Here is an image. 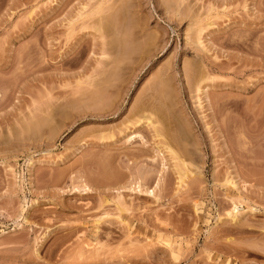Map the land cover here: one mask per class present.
<instances>
[{"label": "rangeland", "instance_id": "1", "mask_svg": "<svg viewBox=\"0 0 264 264\" xmlns=\"http://www.w3.org/2000/svg\"><path fill=\"white\" fill-rule=\"evenodd\" d=\"M97 1L0 0V264H264V0H109L105 37ZM149 107L204 184L130 124Z\"/></svg>", "mask_w": 264, "mask_h": 264}, {"label": "bare ground", "instance_id": "2", "mask_svg": "<svg viewBox=\"0 0 264 264\" xmlns=\"http://www.w3.org/2000/svg\"><path fill=\"white\" fill-rule=\"evenodd\" d=\"M108 2L110 3V1L109 0H99V2L97 1V4H95V5H97V6H95V8L93 9V10H96V11H94V16L95 15H98V14H100L99 16H97V22H96V20H93V21H95L97 24H98V27H99V31H101V33H102V35H104L106 32H107V28H106V30L104 29L105 28V24H107L105 21H108L109 19H113V16L115 17V15L113 14L114 12H115V10L114 11H108V10H111L113 7H115V3L114 4H112V3H110V4H108ZM108 4V5H107ZM118 4V3H117ZM110 5V6H109ZM107 6V7H106ZM117 6V5H116ZM166 6H167V3H166ZM119 7V6H118ZM114 9V8H113ZM112 9V10H113ZM108 11V13H106V12ZM95 12H97L98 14H95ZM110 12V13H109ZM80 13V12H79ZM88 13V12H87ZM84 15V14H83ZM87 15V14H86ZM90 16V15H89ZM80 17V16H79ZM81 17H83V16H81ZM80 17V18H81ZM86 18V17H85ZM89 18V17H88ZM84 19V18H83ZM92 19V18H91ZM94 19V18H93ZM96 19V18H95ZM195 20V19H194ZM92 21V22H93ZM192 21V20H191ZM200 21V20H199ZM96 23H95V25H96ZM110 23H112V21L110 22ZM93 24H94V22H93ZM113 24H114V22H113ZM196 25V24H195ZM92 26V25H91ZM115 26H116V24H115ZM95 27V26H94ZM117 27V26H116ZM193 27V26H192ZM197 27V26H196ZM96 29V28H95ZM193 29V28H192ZM196 29V28H195ZM97 30V29H96ZM104 30L106 31V32H104ZM191 30V29H190ZM199 30V29H198ZM201 30H202V28H201ZM117 31H119V30H117ZM200 31V30H199ZM97 32H98V30H97ZM197 33V32H196ZM118 34V33H117ZM198 34H201V33H199L198 32ZM104 37H105V35H104ZM203 36H201L200 37V39H199V35H198V41H200L201 40V38H202ZM114 40V39H113ZM118 40V39H117ZM192 40V39H191ZM109 42V41H108ZM117 42V41H116ZM149 42H151V40L149 41ZM149 42H148V45H150L149 44ZM202 40L200 41V43H198V44H200V45H202ZM119 43H121V42H119ZM105 44V43H104ZM121 45H122V43H121ZM143 46V45H142ZM144 46H147V44L145 45L144 44ZM143 46V47H144ZM122 48H123V46H122ZM127 48V47H126ZM126 48H124V49H126ZM204 48V47H203ZM142 49V48H141ZM141 49H139V50H141ZM205 49V48H204ZM106 50V49H105ZM105 50H103L102 49V51L103 52H106ZM118 50V49H117ZM134 50V49H133ZM145 51V50H144ZM102 52V53H103ZM118 52H119V50H118ZM117 52V53H118ZM127 52V51H126ZM126 52H124V54L126 53ZM134 52V51H133ZM143 52V51H142ZM123 53V52H122ZM107 54H108V52H107ZM106 54V55H107ZM110 54V53H109ZM105 54L103 53V56H104ZM111 56V55H110ZM123 55H121V57H122ZM125 58V57H124ZM122 59V58H121ZM116 60V59H115ZM123 61V60H122ZM114 61H112V62H110V64L111 63H113ZM121 62V61H120ZM115 63V62H114ZM113 63V64H114ZM107 64V63H106ZM112 64V65H113ZM118 65V60H117V63H115V65ZM202 64V63H201ZM105 65V64H104ZM108 66V65H107ZM108 70V69H107ZM162 71V70H161ZM109 73V72H108ZM117 73V72H116ZM106 75V74H105ZM208 77H207V76ZM109 77H110V73H109ZM111 78V77H110ZM163 78V77H162ZM107 79V78H106ZM198 79V78H197ZM208 79H211L210 77H209V75L208 74H205V77L204 76H202V79L200 78V79H198V82H196V80H195V82H196V85H197V88H195V89H197L198 91L197 92H201V94L203 93L204 95H206L205 97L207 98V91H208V88L209 87H211V85L208 83L209 82V80ZM110 81H111V79H109ZM79 83V82H78ZM95 83V82H94ZM104 84V83H103ZM98 90V89H97ZM83 92V91H82ZM95 92V91H94ZM93 95H95L94 93H92ZM98 94H99V92H98ZM199 94V93H198ZM201 94H199L200 96H196L197 98H199L198 99V101H199V105H201L202 104V102L200 103V100L202 101V99L203 98H205V97H201L202 95ZM91 96V98L92 97H94V96ZM89 97H90V95H89ZM98 99V98H97ZM207 100V99H206ZM72 102V101H71ZM73 103V102H72ZM75 104V103H74ZM71 106V105H70ZM201 107V106H200ZM260 107V106H259ZM41 108H42V106H41ZM144 109V108H143ZM142 109V111H140L139 110V113H135L136 115L134 116V118L133 119H131V120H129V122H130V124L132 125V126H134L135 124H141V125H147V126H149V129H150V127H152L150 130L151 131H153V137H157V142H155L156 143V145H155V150H156V152L157 153H159V155L160 154H162L163 156H162V160H163V162H164V160L166 159H168V157L169 156H167V155H170V157H169V159L171 160H175L174 161V165H173V173H175L176 175H177V180H178V187H179V189H181L182 187H184L185 188V186H187V185H189L190 184V182L189 181H191L192 179H190L191 177H195V179L197 180V181H199L200 183L202 182L203 184H204V176H203V172L201 171V169H192V168H190L191 166V162H193V161H195V159L194 158H192L190 155V151H189V149H187L186 148V146H184L185 148H183L184 150H176L174 147H172L173 145H172V143H171V140L170 139H166V136L164 135V132H163V130L157 125V124H159L160 123V121H159V119H158V117H156L157 115L156 114H158L157 113V111L156 110H154V109H152L151 107H149V108H145L144 110ZM55 111V110H54ZM54 111H52V112H54ZM156 111V112H155ZM187 112V111H186ZM61 113V112H60ZM55 114V113H54ZM245 115V114H244ZM42 116V115H41ZM216 116V115H215ZM49 116L47 115V117L46 116H44V117H42L41 119H39V117H38V119L39 120H35V121H33L32 123H30L29 124V126H27V129L28 130H34V131H38V129L40 130L41 128H42V124L43 123H49V121H51V119H52V117L50 118H48ZM246 117V116H245ZM34 118V117H33ZM58 118V117H57ZM50 119V120H49ZM188 119V118H187ZM28 120V119H27ZM30 120L32 121L33 119H31L30 118ZM249 120V119H248ZM43 122V123H42ZM128 122V123H129ZM26 124H28V123H26ZM49 125V124H48ZM24 126V125H23ZM45 126V125H44ZM207 126V125H206ZM125 127H127V126H125ZM129 127V126H128ZM127 127V128H128ZM163 127V126H162ZM208 127V126H207ZM148 128V127H147ZM24 129H25V126H24ZM26 130V129H25ZM124 131V130H123ZM31 132V131H30ZM35 133V132H34ZM246 131L245 132H243V136L244 137H246ZM128 134V133H127ZM139 135L142 137V135L141 134H139V132L138 131H133L132 130V132L131 133H129V135H128V139L127 140H134L136 137H139ZM151 135V134H150ZM242 136V137H243ZM102 137V136H101ZM112 137V136H111ZM161 137V138H160ZM162 137H164L163 139H162ZM106 138V137H105ZM159 138V139H158ZM167 138H169V137H167ZM156 140V139H155ZM154 140V141H155ZM245 141V140H244ZM247 141V140H246ZM147 142V141H146ZM198 147V146H197ZM144 151V150H143ZM145 152H146V150H145ZM169 154H168V153ZM165 153L167 154V155H165ZM126 154V153H125ZM142 154V153H141ZM251 155V154H250ZM141 156V155H140ZM166 156H167V158H166ZM158 157V156H157ZM152 158H154V160L156 159L155 158V156H153ZM192 159V160H191ZM153 160V159H152ZM153 160V161H154ZM158 160V159H157ZM165 160V161H166ZM190 160V161H189ZM162 162V163H163ZM170 162V161H169ZM161 163V164H162ZM172 163V162H171ZM194 163V162H193ZM193 163H192V165H193ZM195 163H196V161H195ZM194 163V164H195ZM151 164V163H150ZM166 164H167V162H166ZM166 164H164L163 163V167L164 166H167ZM155 166V165H154ZM197 165L195 164V167H196ZM158 167V166H157ZM171 167V166H170ZM194 167V168H195ZM198 167V166H197ZM165 168V167H164ZM167 168V167H166ZM165 168V169H166ZM165 169H164V171H165ZM140 170V169H139ZM147 170V169H146ZM146 170H144V173H141V172H139L138 174H133V173H131L130 174V176H129V178H127V180H125V182H123V178L122 177H120V178H118V182L119 183H117L116 185H114V188L116 189L115 191L117 192V198H118V201H117V204H118V207H117V210H121V211H123V210H128L127 209V204L125 205V202H126V200H125V202L123 201L124 199H122L123 198V195L121 194L122 193V191H123V189H130L131 191L133 190V191H140V192H142V193H144V192H146V193H151L152 195H154L155 194V188H146V187H144V185L142 184V181H143V179H145L146 177H148V175L150 174L151 175V173H153L152 171H146ZM134 172V171H133ZM147 172V173H146ZM159 172V171H158ZM228 173V174H227ZM226 174L228 175H224V180L223 181H225V184L229 187V189L231 190L232 188H235L236 190H237V188H238V184L236 183V181H234V177L231 175V173L230 172H227ZM123 175V174H122ZM163 175V174H162ZM146 176V177H145ZM161 176V175H160ZM145 177V178H144ZM219 177V176H218ZM143 178V179H142ZM159 178V177H158ZM163 178H164V176H163ZM176 178V177H175ZM117 179V178H116ZM190 179V180H189ZM113 180V179H112ZM140 180H142L141 182H140ZM160 180V179H159ZM194 180V179H193ZM116 181V180H115ZM195 181V180H194ZM158 182V181H157ZM192 183V182H191ZM197 182H195V184H196ZM224 183V182H223ZM113 184H115V183H113ZM160 184H162L161 182H160ZM193 184V183H192ZM157 185H159V182L157 183ZM156 185V186H157ZM224 185V184H223ZM225 185V186H226ZM79 186V185H78ZM88 186V185H87ZM87 186H85V187H82L83 188V190H89L90 188L89 187H87ZM191 186V185H190ZM189 186V187H190ZM196 186H199V183H197V185ZM237 186V187H236ZM158 187V186H157ZM177 187V188H178ZM189 187H187V188H189ZM192 187H195L194 185H192L191 186V188ZM144 188H146V189H144ZM183 188V189H184ZM77 189V188H76ZM79 189V188H78ZM158 189H159V187H158ZM193 189V188H192ZM188 190H190V188L188 189ZM198 190V189H197ZM196 192V191H195ZM156 195V194H155ZM229 195V194H228ZM125 196V195H124ZM115 198V197H114ZM239 198H240V196L238 195V194H236V193H232L231 195H230V199H232L233 200V207H230V209L229 208H227V211H226V216H229V217H231V219L232 220H236L237 218H238V211L236 210V204L239 202L240 203V201H239ZM122 199V201H120ZM236 199H238V200H236ZM110 202V201H109ZM124 202V203H123ZM242 202V201H241ZM231 205V204H230ZM119 208V209H118ZM229 209V210H228ZM108 211V210H107ZM106 212V211H105ZM107 214V213H106ZM108 215H111V214H108ZM118 215V214H117ZM116 215V216H117ZM225 215V214H224ZM101 216V215H100ZM100 216H99V219H97V223L99 222V220H100ZM240 216V215H239ZM102 217V216H101ZM119 217V216H118ZM121 217V216H120ZM222 217V216H221ZM103 219V218H102ZM121 220V219H120ZM122 220L124 221L125 219H123L122 218ZM121 223H122V221H121ZM123 224V223H122ZM126 226V225H125ZM152 227V226H151ZM101 228V227H100ZM95 229H97V227H95ZM171 231V230H170ZM108 234V233H107ZM97 241V240H96ZM134 242V241H133ZM97 244V243H96ZM176 245V244H175ZM96 248V247H95ZM178 252H179V250H177Z\"/></svg>", "mask_w": 264, "mask_h": 264}]
</instances>
